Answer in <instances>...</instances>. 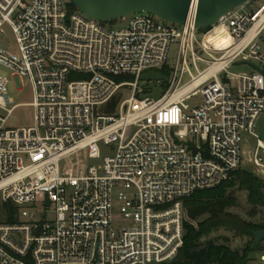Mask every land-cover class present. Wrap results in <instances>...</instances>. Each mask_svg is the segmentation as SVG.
Listing matches in <instances>:
<instances>
[{"label": "built area", "instance_id": "2783aa9c", "mask_svg": "<svg viewBox=\"0 0 264 264\" xmlns=\"http://www.w3.org/2000/svg\"><path fill=\"white\" fill-rule=\"evenodd\" d=\"M70 4L0 0V64L19 91L29 80L34 97V125L7 126L17 105L0 75V264L170 263L184 242L183 199L234 179L245 132L264 180V66L255 63L264 65V0L209 28L195 25L196 0L183 24L137 12L124 26ZM221 32L227 41L210 39ZM237 62L259 70L229 72ZM152 71L167 86L142 97ZM194 96L202 102L190 107Z\"/></svg>", "mask_w": 264, "mask_h": 264}, {"label": "trees", "instance_id": "16d2710c", "mask_svg": "<svg viewBox=\"0 0 264 264\" xmlns=\"http://www.w3.org/2000/svg\"><path fill=\"white\" fill-rule=\"evenodd\" d=\"M70 8L77 10L72 3ZM222 34L225 35L224 32ZM160 71L165 76L169 75L167 68ZM123 79L126 78L119 77V80ZM117 101H113V109ZM235 187L247 192L249 203L264 207V180L243 168L235 173L234 179L216 188L196 191L183 199L187 217L184 221L183 246L172 262L163 264H249L251 254L264 253V240L257 245L255 242L256 233L264 230V224L248 222L227 210L236 202L228 194V190ZM221 229L234 232L238 236H247L250 241L242 250L232 249L228 244L213 239L201 242L203 238Z\"/></svg>", "mask_w": 264, "mask_h": 264}, {"label": "rangeland", "instance_id": "374dc122", "mask_svg": "<svg viewBox=\"0 0 264 264\" xmlns=\"http://www.w3.org/2000/svg\"><path fill=\"white\" fill-rule=\"evenodd\" d=\"M255 5L251 8H255ZM249 9V8H248ZM131 15H128L125 18H122L120 20H117L114 22V24L118 26H124L128 22ZM206 29H201L197 31V39L202 40L203 33ZM3 45L6 49L14 50L15 45V38L11 31V29L6 28V35L2 38ZM177 50L178 45L173 44L170 50V56L168 61V66L173 67L176 63V57H177ZM196 52L200 55H203L205 58H208L207 55L202 53L198 47H196ZM190 61V58H189ZM258 65H262L259 61H255ZM198 68L200 70H204L206 68L205 64H198ZM192 73L196 74L197 71L194 67H191ZM229 72L236 73V74H242V73H249L252 72L253 69L246 64H241L240 62H237L235 65L231 66L229 69ZM0 75L6 77L9 80L8 83V94L9 97L13 100V105H17V107L14 109L12 115L9 117L7 126L13 127V128H27L34 125V108L31 106V103L33 102V86L29 82V80L24 79L23 80V88L22 90H18L16 85V79L13 77V72L6 68L5 66L0 64ZM224 77V73L222 74ZM221 76V77H222ZM190 77L188 75H185L183 78V83L188 82ZM167 86L166 82L163 81L161 83H156L155 81H141L140 87L143 88L144 93L142 94V97L145 96H151L154 98L159 97L163 92L164 88ZM124 96L129 97L130 93H127V91H124L122 93ZM202 102V99L200 96H194L191 99L187 100L186 103L190 106H197ZM257 139L245 132L241 136V146L243 151V160H242V168L253 172L256 176L259 178H262V174L253 163H252V157H253V151L256 148ZM259 156L262 157L264 161V150L259 149ZM228 194H231L235 199L236 202L233 206L227 208V210L233 214L238 215L243 220H246L248 222L256 223V224H264V207L261 206H254L253 204L248 202L247 198V192L244 190H239L236 187L230 188L228 190ZM12 208L14 205H11ZM20 210L22 208H19ZM33 211H37V209H43L42 206H37L35 209L30 208ZM0 217H1V211H0ZM196 225L197 222H194ZM227 238L228 240H225ZM217 240L219 243H226L228 244L232 249H239L242 250L246 247L247 243L250 241V238L247 236H238L234 232L226 231V230H219L215 233H212L208 237H205L202 239V243L206 242L207 240ZM264 253H253L250 256V263L249 264H264Z\"/></svg>", "mask_w": 264, "mask_h": 264}, {"label": "water", "instance_id": "95a60500", "mask_svg": "<svg viewBox=\"0 0 264 264\" xmlns=\"http://www.w3.org/2000/svg\"><path fill=\"white\" fill-rule=\"evenodd\" d=\"M249 0H198L195 12V25L209 28L223 15L244 5ZM82 13L98 21H116L132 13L147 12L159 19L173 23H185L192 0H70ZM252 68L259 70L254 64ZM264 74V70H259ZM143 81H165L166 77L159 72L142 74ZM260 136L264 144V119ZM49 205V200H47ZM11 218V214H9ZM264 240V230L256 233V245Z\"/></svg>", "mask_w": 264, "mask_h": 264}, {"label": "bare ground", "instance_id": "6f19581e", "mask_svg": "<svg viewBox=\"0 0 264 264\" xmlns=\"http://www.w3.org/2000/svg\"><path fill=\"white\" fill-rule=\"evenodd\" d=\"M197 1H198V0H196V2H197ZM196 7H197V6H196ZM195 12H196V9H195ZM222 33H223V32L219 33V34L217 35V38H216L215 36H210V39H211L213 42H217V41H219V40L227 41V36H226V35H223ZM204 76H206V74H205ZM262 145L264 146L263 142H262Z\"/></svg>", "mask_w": 264, "mask_h": 264}]
</instances>
